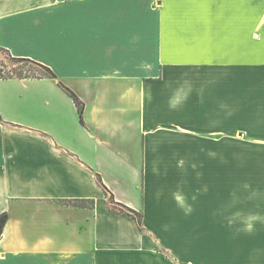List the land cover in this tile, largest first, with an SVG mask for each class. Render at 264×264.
<instances>
[{"label":"crops","instance_id":"1","mask_svg":"<svg viewBox=\"0 0 264 264\" xmlns=\"http://www.w3.org/2000/svg\"><path fill=\"white\" fill-rule=\"evenodd\" d=\"M0 49L56 74L0 78V264H264V0H0Z\"/></svg>","mask_w":264,"mask_h":264},{"label":"rangeland","instance_id":"2","mask_svg":"<svg viewBox=\"0 0 264 264\" xmlns=\"http://www.w3.org/2000/svg\"><path fill=\"white\" fill-rule=\"evenodd\" d=\"M0 70L6 76L19 74L22 76L38 77L45 73L44 69L30 61L13 59L3 49H0ZM259 109V100L253 96L251 109L247 110L251 113V116L245 118L237 116L235 141L230 143V147L222 143V147L220 148L221 153H224L226 158L234 161L235 175H238L240 178H243L246 172L255 170L258 172L260 170V157L263 150L260 149L258 140L260 127ZM238 183L237 188H239V191H242L244 188L243 184L241 182ZM236 199L237 204L243 201L242 197L237 196Z\"/></svg>","mask_w":264,"mask_h":264},{"label":"trees","instance_id":"3","mask_svg":"<svg viewBox=\"0 0 264 264\" xmlns=\"http://www.w3.org/2000/svg\"><path fill=\"white\" fill-rule=\"evenodd\" d=\"M13 59L15 60H18V61H30L34 64H36L38 67H41L42 69L45 70V73H43V75H48V76H52V77H55L56 74L51 70V68H49L48 66L40 63V62H37V61H34V60H31V59H27V58H16L14 56H12L11 54H9ZM12 75H3L1 73V70H0V78H7V77H11ZM16 76H19V77H30V76H22V75H16ZM67 90L70 92V94L73 96L77 106H78V109H79V113H80V119L82 122H84L83 120V111H84V105H83V102L77 97V95L71 91L69 88H67ZM68 203H73L74 205H81L79 202H68ZM121 211H127V212H130L132 213L136 218H137V221L138 223L141 225L142 223V220H141V215L139 213H137L136 211L134 210H131V209H127L125 208H121ZM8 214L7 213H2L0 214V239L2 237V234H3V231H4V227L8 221Z\"/></svg>","mask_w":264,"mask_h":264}]
</instances>
